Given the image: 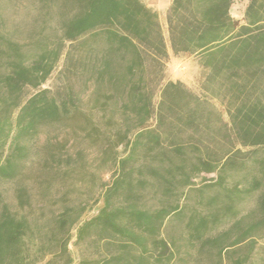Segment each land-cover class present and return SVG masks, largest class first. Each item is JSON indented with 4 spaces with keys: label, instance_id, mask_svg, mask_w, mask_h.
I'll list each match as a JSON object with an SVG mask.
<instances>
[{
    "label": "trees",
    "instance_id": "trees-1",
    "mask_svg": "<svg viewBox=\"0 0 264 264\" xmlns=\"http://www.w3.org/2000/svg\"><path fill=\"white\" fill-rule=\"evenodd\" d=\"M33 1L22 40L0 22V183L16 182L14 205L0 195V264H264V0H172L168 40L142 0ZM169 49L197 58L202 94L166 80ZM57 128L68 137L26 185ZM103 169L114 179L83 220L71 195Z\"/></svg>",
    "mask_w": 264,
    "mask_h": 264
},
{
    "label": "rangeland",
    "instance_id": "rangeland-1",
    "mask_svg": "<svg viewBox=\"0 0 264 264\" xmlns=\"http://www.w3.org/2000/svg\"><path fill=\"white\" fill-rule=\"evenodd\" d=\"M148 7L156 10L160 15V22L168 40L166 12L171 4L172 0H142ZM33 0H0V22L6 26V30L10 32H18V37L22 40L32 24V21L37 19L40 14V10ZM246 7V2L240 1L232 8L231 14L234 19L242 22L243 13ZM31 24V25H30ZM30 25V26H29ZM51 29L57 28L55 20L49 23ZM58 34V32H57ZM170 51V49H169ZM63 60L58 65L57 69L50 77L44 88L54 90L61 82V71L63 69ZM166 80L181 81L187 85L191 90L197 94H202V83L204 81V72L199 66L198 60L195 57H174L170 51V59L166 67ZM89 101V94L83 97V103L87 104ZM215 106L227 117L225 112V105L218 99L213 100ZM68 137L67 132L60 129H48L41 133L39 139L34 146V155L26 164V176L27 179L24 183L28 186H33L34 172H41L39 163L43 156V150L47 142H51L52 145L59 142H64ZM71 146V145H70ZM68 146L69 154L74 155L78 147L73 148ZM120 152L122 149L119 150ZM85 162L87 165L92 166L93 169L97 168L99 164L100 154L93 150H85ZM41 153V154H40ZM114 172L103 169L99 171L97 186H92L89 183H81L76 185V190L71 195V200L75 204H88V212L85 214L83 220H87L94 216L98 205L94 204L102 192V185H110L114 179ZM210 177V176H209ZM200 180L198 181V183ZM16 188V182H1L0 183V195L3 199L11 205H14V189ZM90 207H92L90 209ZM75 235V232H74ZM264 246V242L259 243V248ZM75 259L79 257L78 249L70 246ZM260 258L255 261V264H259Z\"/></svg>",
    "mask_w": 264,
    "mask_h": 264
},
{
    "label": "crops",
    "instance_id": "crops-1",
    "mask_svg": "<svg viewBox=\"0 0 264 264\" xmlns=\"http://www.w3.org/2000/svg\"><path fill=\"white\" fill-rule=\"evenodd\" d=\"M210 177H212V176H210Z\"/></svg>",
    "mask_w": 264,
    "mask_h": 264
}]
</instances>
